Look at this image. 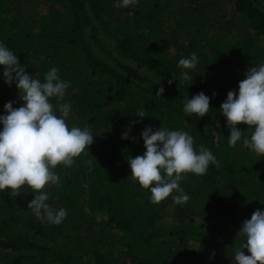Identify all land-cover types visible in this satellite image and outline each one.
I'll use <instances>...</instances> for the list:
<instances>
[{
  "label": "trees",
  "instance_id": "trees-1",
  "mask_svg": "<svg viewBox=\"0 0 264 264\" xmlns=\"http://www.w3.org/2000/svg\"><path fill=\"white\" fill-rule=\"evenodd\" d=\"M117 2L0 0V42L41 81L56 67L71 86L51 103H70L69 128L87 127L94 135L72 166L54 169L60 185L43 189L52 208L67 210L59 225L35 217L27 185L17 197L0 191V264H235L234 251L244 242L239 216L264 211V156L242 140L229 147L231 129L219 109L228 91L238 94L249 67L264 63V0H138L126 8ZM100 34L154 74L162 95L156 96L159 84H142L133 67L95 57L86 35L98 45ZM193 53L194 69L177 67ZM183 71L190 80L179 79ZM200 92L210 97L209 113L188 116L183 101ZM9 101L13 108L24 103L0 65V115ZM146 126L186 131L196 151L203 144L219 161L202 176L183 174L186 203L175 204L173 191L152 204L150 189L133 181L128 159L146 151ZM237 127L250 136L246 124ZM125 132L129 138L122 139ZM166 216L176 223L174 237L159 239L152 227Z\"/></svg>",
  "mask_w": 264,
  "mask_h": 264
},
{
  "label": "clouds",
  "instance_id": "clouds-1",
  "mask_svg": "<svg viewBox=\"0 0 264 264\" xmlns=\"http://www.w3.org/2000/svg\"><path fill=\"white\" fill-rule=\"evenodd\" d=\"M137 4L138 0H118L115 6L126 8ZM197 63L198 57L193 53L189 58H181L177 67L194 69ZM0 65L5 83L9 86L15 83L19 99L24 102L18 108H13L12 101L7 102L4 105L6 114L0 115L3 124L0 130V191L10 190V196L17 197L21 188L27 185L35 194L27 207L41 222L59 225L67 217V210L52 208L47 203L49 194L43 189L47 185H60V176L54 169L58 165L72 166L75 157L86 148L89 150L94 135L87 127L69 128L66 119L71 112L70 103L55 107L51 103L52 98L62 100L71 86L70 81L61 79L56 67L48 70L41 81L28 74L18 56L2 42ZM245 77L239 82L238 94L228 91L219 111L231 129L227 141L229 147H236L242 140L243 146L264 156V63L249 67ZM179 79L187 81L191 77L183 71ZM164 91L161 86L156 96H161ZM209 110L210 97L203 92L191 99L187 96L183 101V111L188 116L203 117ZM135 114L140 118L146 116L143 110H137ZM239 124L248 126L250 136L243 134L237 127ZM141 135L146 151L128 162L133 181L150 189L152 204H159L173 191L179 193L172 197L175 204L186 203L189 197L180 187V181L185 178L183 174L202 176L210 164L219 167V161L205 145H199L198 151L194 149V138L186 131L161 127L153 132L151 126H146ZM121 138H129L128 133H123ZM85 163L89 167L92 165L91 160ZM238 235L244 242L234 251L235 264H264V211L257 209L250 219H245ZM242 249H247L249 255Z\"/></svg>",
  "mask_w": 264,
  "mask_h": 264
},
{
  "label": "rangeland",
  "instance_id": "rangeland-1",
  "mask_svg": "<svg viewBox=\"0 0 264 264\" xmlns=\"http://www.w3.org/2000/svg\"><path fill=\"white\" fill-rule=\"evenodd\" d=\"M86 37V40L92 53L99 60H103L104 62L113 67H117L118 63H124L128 66L133 67L137 71L142 84L150 85V83L153 82L162 86V84H160L159 79L145 67L140 66L137 63L120 56L116 48L114 47V44L110 40H108L103 34H100V41L98 45L93 43L88 37V35H86ZM2 128L3 124L0 123V130H2ZM239 219H241V222L244 221L243 217L239 216ZM175 226V221L170 217L166 216L165 218L158 220V222L153 225L152 229L154 230L155 234L158 236L159 239L173 238L174 236L170 235L169 232L172 231ZM175 240L178 241V238H175ZM194 248L195 244L189 247L191 251H194Z\"/></svg>",
  "mask_w": 264,
  "mask_h": 264
}]
</instances>
